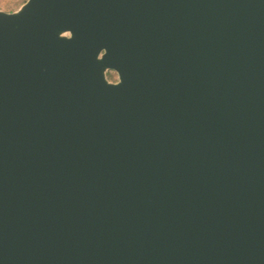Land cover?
<instances>
[{
    "label": "water",
    "instance_id": "obj_1",
    "mask_svg": "<svg viewBox=\"0 0 264 264\" xmlns=\"http://www.w3.org/2000/svg\"><path fill=\"white\" fill-rule=\"evenodd\" d=\"M0 264H264V0L0 10Z\"/></svg>",
    "mask_w": 264,
    "mask_h": 264
},
{
    "label": "rangeland",
    "instance_id": "obj_2",
    "mask_svg": "<svg viewBox=\"0 0 264 264\" xmlns=\"http://www.w3.org/2000/svg\"><path fill=\"white\" fill-rule=\"evenodd\" d=\"M13 2L14 0H0V10L10 13L17 11L21 6L13 7Z\"/></svg>",
    "mask_w": 264,
    "mask_h": 264
},
{
    "label": "flooded vegetation",
    "instance_id": "obj_3",
    "mask_svg": "<svg viewBox=\"0 0 264 264\" xmlns=\"http://www.w3.org/2000/svg\"><path fill=\"white\" fill-rule=\"evenodd\" d=\"M103 54H105V51L103 52ZM107 78L114 84H117L120 81L119 74L114 70L107 71Z\"/></svg>",
    "mask_w": 264,
    "mask_h": 264
},
{
    "label": "trees",
    "instance_id": "obj_4",
    "mask_svg": "<svg viewBox=\"0 0 264 264\" xmlns=\"http://www.w3.org/2000/svg\"><path fill=\"white\" fill-rule=\"evenodd\" d=\"M26 2H27V0H14L12 5H13V7H20L23 4H25Z\"/></svg>",
    "mask_w": 264,
    "mask_h": 264
}]
</instances>
